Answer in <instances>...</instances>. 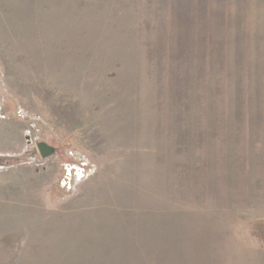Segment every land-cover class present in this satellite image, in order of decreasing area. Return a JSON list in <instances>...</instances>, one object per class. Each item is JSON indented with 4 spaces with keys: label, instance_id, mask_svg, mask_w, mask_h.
Returning <instances> with one entry per match:
<instances>
[{
    "label": "rangeland",
    "instance_id": "obj_1",
    "mask_svg": "<svg viewBox=\"0 0 264 264\" xmlns=\"http://www.w3.org/2000/svg\"><path fill=\"white\" fill-rule=\"evenodd\" d=\"M173 2L0 0V264H264V13Z\"/></svg>",
    "mask_w": 264,
    "mask_h": 264
},
{
    "label": "crops",
    "instance_id": "obj_2",
    "mask_svg": "<svg viewBox=\"0 0 264 264\" xmlns=\"http://www.w3.org/2000/svg\"><path fill=\"white\" fill-rule=\"evenodd\" d=\"M187 3H188L187 0H179V6L191 8L192 12H193L192 9L195 8V11L193 13L203 12L204 16L209 19L214 16L221 17L219 22L221 24L223 31L229 30L231 28L229 27V24L237 23L238 29L243 31L244 34L243 36L245 37L249 36V38H250V29L248 27H243V29H240L239 26L241 22L246 24H249L250 22H256L257 13H258L257 10H261L264 13V0H195V3L192 4V6L188 5ZM169 6L170 7L174 6L173 0H169ZM235 7L237 8L234 11ZM259 15L260 13H258V17ZM239 17H241V22L238 19ZM261 29L263 30L262 32L264 37V20ZM205 30L212 31L209 28H206ZM204 37L205 40H207L208 38L213 39V36L210 34V32L205 33ZM225 37L226 36H224V38ZM204 45L205 47H207L206 42H204Z\"/></svg>",
    "mask_w": 264,
    "mask_h": 264
},
{
    "label": "water",
    "instance_id": "obj_3",
    "mask_svg": "<svg viewBox=\"0 0 264 264\" xmlns=\"http://www.w3.org/2000/svg\"><path fill=\"white\" fill-rule=\"evenodd\" d=\"M36 148L42 158L50 157L54 153V149L43 142H39L36 145Z\"/></svg>",
    "mask_w": 264,
    "mask_h": 264
},
{
    "label": "built area",
    "instance_id": "obj_4",
    "mask_svg": "<svg viewBox=\"0 0 264 264\" xmlns=\"http://www.w3.org/2000/svg\"><path fill=\"white\" fill-rule=\"evenodd\" d=\"M78 179H81V177ZM62 182L63 183L60 185L61 191L68 192L70 190L71 185H72V180H71L70 176L65 175V178H63Z\"/></svg>",
    "mask_w": 264,
    "mask_h": 264
}]
</instances>
